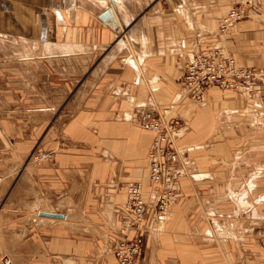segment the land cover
<instances>
[{
    "label": "crops",
    "instance_id": "obj_1",
    "mask_svg": "<svg viewBox=\"0 0 264 264\" xmlns=\"http://www.w3.org/2000/svg\"><path fill=\"white\" fill-rule=\"evenodd\" d=\"M250 1L255 18L221 34L219 23L233 8L222 0H0L9 70L19 75L15 63H22L29 81L22 100L6 106L38 109L0 111V171H15L34 149L52 152L49 163L0 185V264H116L110 249L126 233L124 187H147L154 134L132 120L144 108L177 123L174 141L187 173L164 228L144 234L138 264H230L222 243L200 237L216 214L246 224L257 217L264 196L240 192L236 163L227 162L250 155L264 125L243 93L210 87L193 98L180 90L194 48L225 46L238 65L264 68V0ZM117 22L129 27L133 50L112 46ZM31 76L39 80L34 101L25 98ZM42 87L50 92L42 95ZM63 107L73 109L65 122Z\"/></svg>",
    "mask_w": 264,
    "mask_h": 264
},
{
    "label": "built area",
    "instance_id": "obj_2",
    "mask_svg": "<svg viewBox=\"0 0 264 264\" xmlns=\"http://www.w3.org/2000/svg\"><path fill=\"white\" fill-rule=\"evenodd\" d=\"M244 16L241 6L231 8L221 19L219 32L225 34ZM210 87L243 93L245 98L254 99L256 118L264 125V68L240 66L220 46L194 48L191 58L184 65L180 92L200 98ZM132 120L142 129L152 132L154 139L147 155L148 189L145 190L137 181L124 187L126 233L112 240L110 249L116 264H138L144 234L147 231L154 234L164 228L179 197V181L187 173L186 161L174 141L178 133L165 119L152 116L149 108H144L136 112Z\"/></svg>",
    "mask_w": 264,
    "mask_h": 264
},
{
    "label": "rangeland",
    "instance_id": "obj_3",
    "mask_svg": "<svg viewBox=\"0 0 264 264\" xmlns=\"http://www.w3.org/2000/svg\"><path fill=\"white\" fill-rule=\"evenodd\" d=\"M224 3V6L227 5L228 7L231 5L232 7L241 6L243 10L245 11L244 18L240 21L245 20H251L255 17L251 18L252 15L249 13L251 1L250 0H222ZM239 22V23H240ZM118 26V22L116 24ZM119 32H115V42L112 44V46H121L128 48L129 41L128 34H129V27L125 28H117ZM227 33V32H226ZM123 42L121 45L120 43ZM124 43H127L124 44ZM6 45L0 44V111L1 110H7L6 103H12L11 100H22L23 98V92H24V84H27L25 82H29L28 79L23 81V76L21 75L22 70V63H15L20 64V73L19 75L13 74L12 70H9L12 68V59L10 60L8 55H6ZM228 53H231L229 51V48L222 46ZM133 50V49H129ZM97 55H103L100 51H97ZM96 60L95 62H97ZM16 67V66H15ZM64 73H66L64 71ZM84 73V74H83ZM82 73V70L79 71V82L84 79L85 72ZM30 89L31 91H27L25 94V98H30L31 101H34L38 99V96L33 95H39L40 92L38 91L39 87V80L33 76L30 77ZM28 88V86H27ZM26 88V89H27ZM43 88V87H42ZM13 91V95H12ZM31 92V93H29ZM50 91H46L45 87L41 90V94L45 95L48 94ZM84 94L80 93V100L83 99ZM5 105V106H4ZM38 109H27L25 107H15V108H9L7 111L11 112L14 111L17 115H23V111H31ZM73 109H65V107L62 108V119L63 122L67 120L68 115ZM139 110V109H137ZM56 111V110H55ZM6 112V111H4ZM38 113V112H37ZM38 115V114H37ZM54 116V115H53ZM137 126V122H133ZM168 124L178 133L177 123H169ZM140 127V126H139ZM141 128V127H140ZM142 129V128H141ZM144 130V129H142ZM146 131V130H145ZM239 146V145H238ZM43 156L45 158H43ZM233 156V157H232ZM52 160V152L51 151H41L34 149L24 157L20 159V161L16 164L15 171L13 170H3L0 171V185L2 184V181L6 179L7 176L10 174H14L15 178L19 177L22 174V171H24V168L27 166H40L44 165L45 163H49ZM228 164L236 163V167L238 168V180L239 187L244 186V190L247 191L248 195L252 198L256 199H262L264 196V135L262 134H256L254 139V149L251 151L250 155H243V153H238L236 156L231 155V158L227 162ZM148 164V162H147ZM258 169L261 170V173H258ZM9 171V172H8ZM235 172L231 176L234 177ZM249 175V176H248ZM228 175V178L231 177ZM252 181L253 185L248 186L249 182ZM135 182V181H133ZM248 187H247V186ZM247 187V189H246ZM249 188V189H248ZM145 190L148 189V178H147V187L144 188ZM229 192V187L228 191ZM254 204H256L254 202ZM256 206V216L253 220V223H242V220L239 218V220L231 221L229 219H225L222 215L216 214L213 218V220L210 222V226L203 231V235L200 237L202 240V243H206L207 241L216 243V246L221 247V250L224 252L225 258H227V261H230V264H240L244 263L247 260H252L253 264H264V202H258ZM172 209V208H171ZM225 215V214H224ZM230 253H232L234 261L231 258ZM230 255V256H229Z\"/></svg>",
    "mask_w": 264,
    "mask_h": 264
},
{
    "label": "water",
    "instance_id": "obj_4",
    "mask_svg": "<svg viewBox=\"0 0 264 264\" xmlns=\"http://www.w3.org/2000/svg\"><path fill=\"white\" fill-rule=\"evenodd\" d=\"M112 14H113V12H112ZM39 216L51 217V218H63L64 217L62 214L46 213V212H40Z\"/></svg>",
    "mask_w": 264,
    "mask_h": 264
},
{
    "label": "bare ground",
    "instance_id": "obj_5",
    "mask_svg": "<svg viewBox=\"0 0 264 264\" xmlns=\"http://www.w3.org/2000/svg\"><path fill=\"white\" fill-rule=\"evenodd\" d=\"M116 26H117V25H116V24H114V25H113V28H118V27H119V25H118L117 27H116Z\"/></svg>",
    "mask_w": 264,
    "mask_h": 264
}]
</instances>
